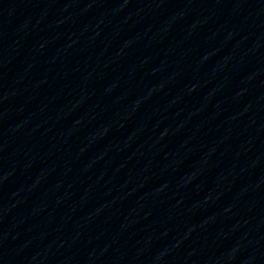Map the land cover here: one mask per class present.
I'll return each mask as SVG.
<instances>
[{
    "label": "water",
    "instance_id": "water-1",
    "mask_svg": "<svg viewBox=\"0 0 264 264\" xmlns=\"http://www.w3.org/2000/svg\"><path fill=\"white\" fill-rule=\"evenodd\" d=\"M54 264H264V0H103Z\"/></svg>",
    "mask_w": 264,
    "mask_h": 264
}]
</instances>
